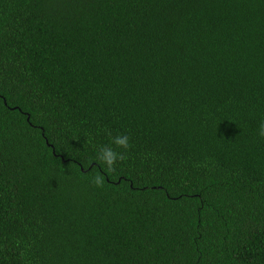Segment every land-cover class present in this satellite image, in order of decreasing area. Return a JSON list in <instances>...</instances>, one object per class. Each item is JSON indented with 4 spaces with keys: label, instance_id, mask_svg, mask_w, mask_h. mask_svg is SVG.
<instances>
[{
    "label": "trees",
    "instance_id": "16d2710c",
    "mask_svg": "<svg viewBox=\"0 0 264 264\" xmlns=\"http://www.w3.org/2000/svg\"><path fill=\"white\" fill-rule=\"evenodd\" d=\"M262 122L264 0H0V264H264Z\"/></svg>",
    "mask_w": 264,
    "mask_h": 264
},
{
    "label": "clouds",
    "instance_id": "9594fccd",
    "mask_svg": "<svg viewBox=\"0 0 264 264\" xmlns=\"http://www.w3.org/2000/svg\"><path fill=\"white\" fill-rule=\"evenodd\" d=\"M258 135L264 138V122H262L258 129ZM111 145H103L99 148V154L97 160L106 167L109 171H114L118 162L126 159L125 152L130 148V139L125 134H117L111 138ZM122 149L123 151H117ZM104 178L102 175H95L92 178V183L97 187H102Z\"/></svg>",
    "mask_w": 264,
    "mask_h": 264
}]
</instances>
